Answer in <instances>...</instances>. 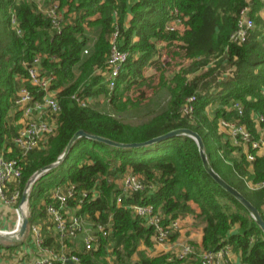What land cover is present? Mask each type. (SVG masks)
<instances>
[{"label":"trees","instance_id":"trees-1","mask_svg":"<svg viewBox=\"0 0 264 264\" xmlns=\"http://www.w3.org/2000/svg\"><path fill=\"white\" fill-rule=\"evenodd\" d=\"M59 1L68 9L67 19L74 13L60 32L51 29V21L35 2L0 0V150L5 157L18 158L23 166L21 177L6 185V189L11 187L10 193H19L17 203L33 175L57 162L79 130L132 144L190 128L201 135L214 170L264 218V186L251 189L247 185V180L264 181V154L251 146L236 145L220 126L223 118L238 120L256 138L264 137V122L259 120L264 114V0ZM244 8L249 9L255 25L239 43L232 35ZM13 14L20 34L12 23ZM176 17L185 25L184 31L166 28ZM116 27L119 46L130 56L110 90L104 73ZM93 35L98 37L84 55ZM45 53L58 58H44L43 65L56 73L55 86L63 87L58 94L61 111L56 131L23 156L12 142L18 126L11 125L7 113L19 76L26 73L23 62ZM165 53L167 60L162 59ZM76 66H80L79 75ZM148 67L160 71V81L156 87L141 88ZM27 85L40 96V91ZM147 89H153L149 98ZM163 91L167 94L164 100L154 102ZM75 94L89 100L88 104L80 105ZM102 96L104 102L99 101ZM192 96L193 111L185 114L183 107ZM237 100L243 104V115L232 108ZM216 105L211 114L209 109ZM251 153L253 159L248 158ZM130 171L139 175L145 189L122 190L118 181ZM70 184L76 189L66 208L76 209V215L86 220L98 238L92 250L85 246L73 250L71 255L79 258L75 264H189L191 260H181L171 252H149L156 246L155 228L134 211V205H153L165 224L192 215L194 225H203L202 241L190 240L197 248L219 251L230 246L241 262L264 264L263 230L246 207L207 172L199 145L190 136L177 135L136 147L80 137L66 158L32 186L28 198L32 248V225L41 228L45 246L57 243L48 207L58 204L53 189ZM100 225L107 234L99 230ZM180 235L179 230L172 240ZM69 242L66 240L67 247ZM67 247L63 249L67 251Z\"/></svg>","mask_w":264,"mask_h":264},{"label":"built area","instance_id":"built-area-1","mask_svg":"<svg viewBox=\"0 0 264 264\" xmlns=\"http://www.w3.org/2000/svg\"><path fill=\"white\" fill-rule=\"evenodd\" d=\"M19 1V0H14ZM39 9L51 21V29L55 31H61L64 23L67 19V8H63L59 0H51L47 6L39 5ZM12 23L17 29L18 33L22 32L18 27V22L15 14L12 16ZM255 22L249 14V9L244 8L242 10V17L239 21L237 31L232 35V39L239 43H242L249 36L250 30L254 27ZM166 28L170 30L184 31L185 25L179 18L170 19ZM119 27H116L110 36L111 51L108 57L107 70L104 73L107 77L109 89L113 90L116 86V79L121 74L123 67L129 59V51L123 50L119 46ZM91 44L83 50V54L90 53ZM44 58H51L53 61H57L58 58L47 53L42 55H36L31 62H23L26 68V73L19 76V87L14 98L13 106L15 114L19 116L15 120L17 125L16 134L12 137L14 146L20 151V153L26 156L30 151L39 147L42 140L50 134H53L57 129V118L61 111V104L59 102L58 94L63 87H56L57 75L54 71L48 70L43 65ZM162 59H169V55L166 53L162 55ZM28 84L34 86L40 91V96L37 97L35 92L28 87ZM73 98L82 106L88 104L87 100L82 99L79 95L75 94ZM194 96L188 99V104L183 107L185 114H189L193 111L192 101ZM232 108H234L239 115L244 114L243 104L240 101L232 102ZM260 122H264V114L259 117ZM221 128L227 132L236 145H248L253 149L264 152V137L256 138L246 125L241 124L238 120H228L226 118L220 121ZM245 147V146H244ZM249 159H253V154L248 155ZM23 166L18 158L5 157L3 151H0V196L4 197L5 184L12 180L18 179L22 175ZM247 185L251 189H259L264 186V181L255 182L253 180H247ZM121 188L126 193H132L135 191H141L145 189L144 183L139 176L135 174L127 173L121 183ZM75 185L70 184L67 186H57L52 191V196L58 202V204H51L48 207V212L55 223V229L59 237L64 239H70L76 237L79 230L85 232L83 243L86 250H92L97 246L98 238L93 233L90 226H85V219L82 216L75 214L69 216L66 208L68 200L75 195ZM19 193H15L14 198L18 197ZM134 211L148 220V223L155 228L154 241L158 245L171 244L178 245L177 250H173L171 253L175 257L181 260H191L189 264H228L229 259L232 260L233 249L230 246L223 247L219 251H203L194 244L187 241L186 243H180L176 240H172V236L179 230H181V219L169 221L164 223L162 219L164 216L162 213L157 212L153 205H134ZM19 213L18 225L22 221V215ZM32 230L36 236L35 240L39 245L42 242L41 234L37 225H33ZM99 230L103 234H107V231L103 226H99ZM171 242V243H170ZM65 247V246H63ZM62 255L53 254V252L46 247L44 255L38 259L35 264H52L55 261H61L63 263L79 262V258L76 255H71L70 258H64ZM68 257V256H66Z\"/></svg>","mask_w":264,"mask_h":264},{"label":"water","instance_id":"water-1","mask_svg":"<svg viewBox=\"0 0 264 264\" xmlns=\"http://www.w3.org/2000/svg\"><path fill=\"white\" fill-rule=\"evenodd\" d=\"M177 135H187L190 136L192 138H194L196 140V142L199 145L200 148V152H201V156H202V160H203V164L205 169L207 170V172L215 179L216 182H218V184L224 188L227 192H229L231 195H233L237 200H239L245 207L246 209L250 212V214L252 215V217L255 219V221L257 222V224L261 227V229L264 232V218L261 215L259 209L242 193L240 192L236 187L232 186L230 183H228L225 179H223L212 167L211 163L209 162L207 153L205 151V144L203 142V139L201 137V135L190 129V128H178V129H174L169 131L168 133L159 136L157 138L151 139L148 142H143V143H132V144H123V143H119L116 141H113L109 138H105V137H101V136H93L88 134L87 132H85L84 130H79L77 131L74 136L72 137V139L70 140V142L68 143L64 153L59 157L58 161L46 166L45 168L37 171L33 177L29 180V182L27 183L26 189H31L33 184L35 183V181L42 176L44 173L48 172L50 169L54 168L55 166H57L59 163H61L66 156L68 155V153L70 152V150L72 149L74 143L82 136H88L92 139H96V140H100L103 142H106L110 145L113 146H118V147H136V146H143V145H147L156 141H160L162 139L168 138V137H173V136H177ZM0 146H1V142H0ZM29 198V193L28 191H25V193L23 194V198H22V202L27 201ZM28 224H29V218L27 216H24L21 223L17 226L16 232L19 235H24L28 229ZM3 231V230H2ZM5 231V230H4ZM10 232L8 234H3L0 230V242L2 241H12V242H17L20 241V239L13 235L15 233H13V231H7ZM13 235V236H11ZM71 264H75L74 262H70Z\"/></svg>","mask_w":264,"mask_h":264},{"label":"crops","instance_id":"crops-1","mask_svg":"<svg viewBox=\"0 0 264 264\" xmlns=\"http://www.w3.org/2000/svg\"><path fill=\"white\" fill-rule=\"evenodd\" d=\"M33 2H35L38 6L41 4L39 3L42 0H31ZM49 0H44L43 3L45 4V6H47ZM41 4V5H44ZM89 29V28H88ZM98 35H93V38L91 39L92 43L90 42L91 46L92 44H94V42L96 41ZM149 71L152 72V74L154 73H158L160 74V71L157 69H153L150 68ZM155 71V72H154ZM80 72L76 75H79ZM152 74H148V76H152ZM146 75V77H148ZM147 91L149 93H153L151 91V89H147ZM167 94H164V96L162 97H157L156 99L154 98V102L156 101H160V100H164V98L166 97ZM103 101V100H102ZM104 102V101H103ZM10 150V149H9ZM259 154H264V152H261ZM10 188L11 187H7L6 192L4 194V197L0 196V228L4 229L6 231H2V233L4 234H8L10 232L7 231H13V233L16 232V228L13 229L16 225V211H17V207L16 205L13 204L12 199H10L9 196H11L10 194ZM25 212V210H24ZM22 211V215L24 213ZM183 223V227H181L182 229L180 230L181 235L178 236V242L182 241V240H186V238H188V241H195L197 243H200L202 241V237H203V225L202 224H198V225H194V221L195 218L190 215V216H186L184 219L181 220ZM1 247H0V264H28L29 261L32 260L33 256H36V249H33L32 247H28L27 244L25 243L24 245L21 246H17L15 242H0ZM159 246H163V245H158L156 244L155 247H159ZM174 247L175 250L178 249V245H172ZM165 248V246H163ZM168 247V246H167ZM166 249V248H165ZM153 253L151 252V254H155L156 250L153 249L152 250ZM235 259V260H233ZM232 264H245L243 262H241V258L240 257H236L235 254H233L232 257Z\"/></svg>","mask_w":264,"mask_h":264},{"label":"rangeland","instance_id":"rangeland-1","mask_svg":"<svg viewBox=\"0 0 264 264\" xmlns=\"http://www.w3.org/2000/svg\"><path fill=\"white\" fill-rule=\"evenodd\" d=\"M43 1L44 0H42V1H40L39 3H41V4H44L43 3ZM46 4V3H45ZM44 4V5H45ZM70 14V16H69V20H72L73 18H74V13H69ZM95 31V30H94ZM94 33H96V32H94ZM150 68H153V69H155L154 67H148L146 70H145V75H147L148 76V74H152V72L151 71H149V69ZM230 70V69H229ZM80 72V66H76L75 67V73L76 74H78ZM155 72V71H154ZM159 81H160V74H159V72L158 73H154V74H152V76H148V77H146V81L142 84V86H140L141 88H145L146 86H150V87H156L157 85H158V83H159ZM140 87H137V88H139V89H141ZM153 89H151V91H152ZM153 92V91H152ZM166 92L165 91H163V92H160V93H158V97H161V96H164V94H165ZM152 93H147V97L149 98V96L151 95ZM136 98V97H135ZM96 100V99H95ZM105 101V98L102 96L101 98H100V102H103V101ZM218 105H216V106H213V107H211L210 109H209V112L212 114V112L214 111V109L217 107ZM13 114H15V109H14V106L12 105V107L10 108V110L8 111V113H7V118L8 119H10L11 120V125L12 124H15V118H14V116H13ZM12 142H13V140H12ZM14 143V142H13ZM242 146V145H241ZM245 147H246V149H248V147H250V146H248V145H244ZM16 147V146H15ZM17 148V147H16ZM1 151V150H0ZM128 173H131V171L130 172H128ZM45 174V173H44ZM133 174H135V173H133ZM126 175V174H125ZM124 175V176H125ZM136 176H139L138 174H135ZM123 176V177H124ZM19 179V178H18ZM123 179V178H122ZM122 179L120 180L119 179V183H120V185H121V183H122ZM15 180H17V179H15ZM12 181H14V180H12ZM12 181H10V182H12ZM10 182H7L6 184H5V189H6V185H8ZM144 186H145V184H144ZM32 189V188H31ZM31 189H25V191H28V193L30 194V191H31ZM25 191H24V193H25ZM142 191V190H141ZM11 196H9L10 197V199H12V201H13V204L14 205H16V207H17V209H19V211H20V213H21V215H22V211L24 212V210H25V212L23 213V215H22V219H23V217L24 216H27L28 218H29V213H30V210H29V201L27 200V201H25V202H20L19 204L17 203V200H18V197H16V198H14V196H15V193L14 194H10ZM67 212H68V215L69 216H71V215H73V214H75L76 213V209H71L70 211L69 210H67ZM18 219H19V213H18V211H16V225H15V227L13 228V229H17V226H18ZM52 222H53V226H54V232H55V235L57 236V243L54 245V246H51V247H48V246H45L44 245V239H43V237H42V235H41V239H42V242H41V244L39 245L35 240H37L36 239V236L35 237H33L34 238V241H35V244H34V247H33V249H36V256H33V258H32V260L31 261H29V263L28 264H35V262L38 260V259H40L43 255H44V250L46 249V247H48L52 252H53V254H57V255H62L63 253H64V255H65V257L64 258H70L71 257V254H74V253H72L73 252V250H76V249H78V250H82L83 249V247H84V241H83V238H84V235H85V232L83 231V230H79L78 231V234H77V236L76 237H74V238H70V239H64V240H62L60 237H59V235H58V233H57V231H56V229H55V223H54V221L52 220ZM181 223H182V221H181ZM29 225V224H28ZM87 224H86V220H85V226H86ZM88 227H89V225H87ZM181 226L184 228V226H183V223L181 224ZM38 227V229H39V232H40V234H41V228L39 227V226H37ZM28 228H29V226H28ZM32 228H33V225H32ZM182 229V228H181ZM0 230H3L4 231V229H1L0 228ZM92 230H93V228H92ZM6 231V230H5ZM33 234L35 235V233H34V231H33ZM13 235H15V236H17L19 239H20V241H17V242H15V243H20V246L21 245H24V241L26 242V241H28V243H30L29 244V246L28 247H31L32 246V243L30 242V239L32 240V237H29L28 235V229H27V231H26V233L24 234V235H19L17 232H15V234H13ZM13 235H11V236H13ZM32 236V235H31ZM66 240H69L70 242H69V245H68V247H67V245H66ZM178 241V240H177ZM188 241V238H186V240H182V241H180V243H186ZM2 242H4V241H2ZM6 242H10V241H6ZM171 243V242H170ZM63 246H65V247H63ZM83 246V247H82ZM163 246H165V248L163 247ZM163 246H159L158 248L157 247H155L154 249L156 250V252H155V254H159L160 252H162V253H170V252H172L173 250H175L174 249V247L171 245V244H164ZM168 246V247H167ZM68 248V249H66L67 251H65V249H63V248ZM153 249H149V252H152L153 253V251H152ZM66 256H68V257H66ZM232 257H233V255H232ZM72 258V257H71ZM136 258V257H135ZM230 260V259H229ZM233 260H235V259H233ZM71 262H73V261H71ZM54 263V262H53ZM52 263V264H53ZM75 263V262H74Z\"/></svg>","mask_w":264,"mask_h":264},{"label":"bare ground","instance_id":"bare-ground-1","mask_svg":"<svg viewBox=\"0 0 264 264\" xmlns=\"http://www.w3.org/2000/svg\"><path fill=\"white\" fill-rule=\"evenodd\" d=\"M4 234V233H3Z\"/></svg>","mask_w":264,"mask_h":264}]
</instances>
